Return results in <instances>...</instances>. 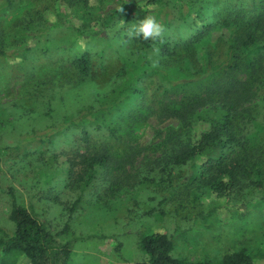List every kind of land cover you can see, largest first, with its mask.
<instances>
[{
  "label": "trees",
  "instance_id": "obj_1",
  "mask_svg": "<svg viewBox=\"0 0 264 264\" xmlns=\"http://www.w3.org/2000/svg\"><path fill=\"white\" fill-rule=\"evenodd\" d=\"M61 1L76 14L95 19L92 33H83L92 38L108 36L104 29L121 20L129 22L116 35L123 45L135 50L113 72L104 90L79 106L71 107L69 97L87 78L95 76L93 53L84 50L59 66L61 75H56L54 82L59 84L60 118L56 125H49L51 131L28 136L15 148L19 153L26 148L21 166L33 167L45 182L48 178L46 198L63 207L68 219L61 231L53 232L19 202L15 187L3 188L10 197L13 227L0 229V264H70L73 242L61 237L71 231V218L99 176H106L104 192L109 199L128 186L146 185L163 196L161 203L178 201L180 206L174 212L179 207L185 209L183 204L199 208L194 222L206 229L221 222L219 209L229 208V221H233L248 214L237 201L252 202L257 195L264 200V95L262 105L253 102L254 88L264 89V0H99L96 7H90L91 0ZM14 4L15 0L7 2L9 7ZM58 12L65 14L64 10ZM151 14L163 26L162 34L148 40L135 36L133 25ZM47 22L44 18L37 31L24 28V36L28 31L33 36L48 33ZM82 29L70 26L68 31L82 34ZM214 31L221 33L214 45L220 55L215 57L212 49L204 51L200 71H195L189 55L209 45ZM0 43L4 45L1 39ZM16 50L13 55L26 48ZM181 51L187 53L183 56ZM7 54L0 47V56ZM163 54L172 60L165 62ZM175 61L184 62V68ZM241 71L248 73L246 78L239 75ZM201 73L202 77L193 80ZM197 82L200 86L193 89L191 85ZM44 101V110L53 111L54 101ZM152 117L178 123L157 130L159 141L141 147L134 140L138 141ZM199 123L204 124L200 129L196 128ZM59 137L73 149L70 153L54 152ZM80 143L85 149L81 153ZM32 144L40 149L27 151ZM146 151L155 155L148 173L132 182L116 174L127 172L126 166H134L135 157ZM45 152H50L48 159ZM184 167L190 170L186 179L180 176ZM204 197L211 200L204 204ZM99 199L103 200L102 194ZM157 215L163 217L165 211L161 209ZM138 245L146 254L144 259L115 264H264V248L255 252L246 246L232 248L219 257L192 260L179 256L174 252L173 235L166 231L141 233Z\"/></svg>",
  "mask_w": 264,
  "mask_h": 264
},
{
  "label": "rangeland",
  "instance_id": "obj_2",
  "mask_svg": "<svg viewBox=\"0 0 264 264\" xmlns=\"http://www.w3.org/2000/svg\"><path fill=\"white\" fill-rule=\"evenodd\" d=\"M7 2L8 0H0V39L4 41V45L1 46L0 43V47L8 52L7 56H0V229L13 227L9 220L10 197L2 192L3 188L13 186L19 202L45 221L50 230L58 232L64 228L67 214L63 212V207L46 198L50 191L48 178L45 182L44 177L37 174L33 167L21 166V154L26 148L23 146L25 150L19 153L15 147L24 138L35 133L51 131L49 125H56L63 108L60 95H56V92H59V84L54 81L57 79L56 75H61L58 72L59 66L67 61L68 57L89 50L93 53L96 64L93 68L95 76L87 78L85 84L69 97V105L72 107L89 102L99 91H103L110 76L129 60V53L135 48L129 44L123 45L121 37L116 35L118 30L128 26L127 21L121 20L116 25L104 29L108 34L104 38H92L83 33H92L91 29L97 25L95 19L89 20L76 14L71 8H67L64 1L15 0L12 7H9ZM99 4V0L90 1V7ZM138 5L142 6L141 3ZM60 10H64L65 14H60ZM142 10L140 7L139 11ZM41 16L48 21V33L33 36L34 33L28 31L24 36L22 30L28 26L37 31L38 24L44 22ZM70 26L82 27L85 32L80 34L78 31H68ZM182 27L188 29L186 25ZM220 35L219 31H214L210 34L209 45L205 48L201 46L189 55L190 65L195 71H200L198 69L202 65L204 51L212 49L215 57L220 55L219 49L214 48ZM18 47H25L26 51L22 50L19 55H13ZM186 53L181 51L180 54L184 56ZM163 56L165 62L172 60V56ZM175 64L184 68V62L175 61ZM239 75L244 79L248 73L241 71ZM202 76L201 73L193 80L196 81ZM200 84L201 82H197L191 87L198 89ZM258 88H254L256 96L253 102L262 105L264 89ZM48 99L54 102L53 111L47 113L44 110L46 104L43 102ZM177 123L175 119L161 121L152 117L149 125L140 131L138 141L134 140V143L142 147L158 142L159 138H155L157 130ZM203 125L199 123L196 128L200 129ZM63 139L64 137H59L56 147H53L54 152L70 153L73 150ZM24 144L27 146L29 141ZM39 149V145L32 144L27 151ZM84 150L80 143L78 152ZM50 152H45L47 159ZM154 160L155 155L146 151L135 157L134 166H126L127 172L116 174L127 182H132L134 178L148 173ZM181 169L183 173L180 176L186 179L190 170L186 167ZM105 177L99 176L87 193L86 200L71 218V231L61 237L62 241L73 242L70 264H115L123 261L134 263L142 260L146 254L139 247L138 238L145 232H168L173 235L176 243L175 254L192 260L205 256L219 257L232 248L242 246L255 252L258 248H264V200L258 199V195L252 202L245 199L237 201V204L243 205L244 210L248 212L245 217L229 221V208H221V222L217 223L215 228L206 229L194 222L199 208L193 209L190 205L183 204L185 209L179 207V211L174 212L175 207L180 206L178 201L161 203L163 196L146 185H138L136 188L128 186L116 198L109 199L104 192L108 185ZM107 177L112 178V175ZM101 194L103 200L99 199ZM210 200L211 197H204L202 202L205 204ZM161 209L165 211L163 217L157 215ZM187 218H191V221ZM226 221L229 222L225 223Z\"/></svg>",
  "mask_w": 264,
  "mask_h": 264
},
{
  "label": "clouds",
  "instance_id": "obj_3",
  "mask_svg": "<svg viewBox=\"0 0 264 264\" xmlns=\"http://www.w3.org/2000/svg\"><path fill=\"white\" fill-rule=\"evenodd\" d=\"M163 31V26L153 15H147L144 19L133 25V34L137 37L142 36L145 40L157 38Z\"/></svg>",
  "mask_w": 264,
  "mask_h": 264
}]
</instances>
